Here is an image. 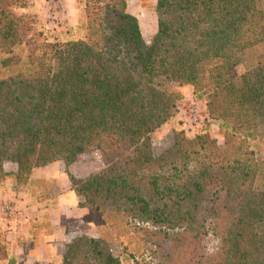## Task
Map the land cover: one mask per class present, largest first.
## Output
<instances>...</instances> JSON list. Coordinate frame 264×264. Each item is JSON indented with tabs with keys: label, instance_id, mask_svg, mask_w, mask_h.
Segmentation results:
<instances>
[{
	"label": "trees",
	"instance_id": "trees-1",
	"mask_svg": "<svg viewBox=\"0 0 264 264\" xmlns=\"http://www.w3.org/2000/svg\"><path fill=\"white\" fill-rule=\"evenodd\" d=\"M27 1L0 0V184L47 201L53 185L34 171L98 150L100 169L67 175L83 220L113 232L73 236L63 264H121L119 227L141 237L135 264H264V155L249 148L264 133V0H156L149 42L127 0H82L81 35L65 41L17 11ZM184 84L204 97L223 145L205 129L178 131L156 153L150 134ZM165 239L170 263L152 255L163 257Z\"/></svg>",
	"mask_w": 264,
	"mask_h": 264
},
{
	"label": "rangeland",
	"instance_id": "rangeland-1",
	"mask_svg": "<svg viewBox=\"0 0 264 264\" xmlns=\"http://www.w3.org/2000/svg\"><path fill=\"white\" fill-rule=\"evenodd\" d=\"M155 2L156 0H127V9L134 14L140 22V29L146 42L150 41L157 28L156 13L154 10ZM81 6L82 0H28L26 5L17 8V11L32 13L37 20V27L44 30L47 39L51 41H65L67 39L78 38L81 35L80 31L76 29L77 19L81 14ZM2 55L3 53L0 51V56ZM244 68L245 64L240 63L234 70L239 74ZM176 89L181 94L176 111L166 122L150 134L154 152L157 153L171 145L174 140V134L178 131L183 132L187 136H191L200 129H205L216 140L218 145H223V130L219 126L214 115L206 111L204 97L196 98L192 93L191 86L188 84L176 86ZM193 104L198 107L201 116V120L198 123H192L188 118L190 107ZM250 144L249 148H251L256 155H264V133H258ZM57 166L55 170L57 171L59 168L60 170L64 169L66 175L70 172L76 177H85L89 173L100 169L103 166V162L100 157V152L98 150H91L79 154L77 159L68 165L59 161ZM5 168L8 171H12L15 165L12 162H6ZM53 180L48 179L47 181L52 184ZM2 185L3 184H0V187ZM33 187L42 188L40 184L33 185ZM39 191H41V189H39ZM26 197L28 200L32 198L33 201H35L34 196L29 195ZM110 221L115 220L111 217ZM86 222L87 225H85L84 228H82L81 225H76L74 222L73 225H75V228L70 229L69 233L73 236L78 234H86L89 236L103 234L108 237L113 234L108 224L99 219L95 218L93 221L90 220ZM117 242L120 243L116 249H118L121 264H135V257H139L137 255L143 252L141 237L123 231L121 227H119ZM160 245V250L164 253L163 257L158 259L155 254L152 253V255L157 261L161 262L165 257V261H168V263L172 262L175 253L173 249L169 247V241L166 239L162 240ZM202 245L206 254L212 253L216 245L215 237L211 234L205 235ZM166 251L169 252L165 255ZM184 257L185 255L178 257L180 262Z\"/></svg>",
	"mask_w": 264,
	"mask_h": 264
},
{
	"label": "crops",
	"instance_id": "crops-1",
	"mask_svg": "<svg viewBox=\"0 0 264 264\" xmlns=\"http://www.w3.org/2000/svg\"><path fill=\"white\" fill-rule=\"evenodd\" d=\"M58 162L33 173L34 177L54 179L48 190L53 197L47 201L28 200L25 191L10 179L0 187V200L12 199L21 209L15 217L0 216V241L6 251L0 264H63L65 244L73 236L69 230L75 228L73 223L82 228L87 225L82 218L85 208L79 205L80 197L71 188L68 175L64 169L55 170Z\"/></svg>",
	"mask_w": 264,
	"mask_h": 264
},
{
	"label": "built area",
	"instance_id": "built-area-1",
	"mask_svg": "<svg viewBox=\"0 0 264 264\" xmlns=\"http://www.w3.org/2000/svg\"><path fill=\"white\" fill-rule=\"evenodd\" d=\"M189 121L192 123H198L201 120L199 109L196 105H191L189 114ZM21 212L16 202L9 198L0 200V216L3 217H15Z\"/></svg>",
	"mask_w": 264,
	"mask_h": 264
}]
</instances>
